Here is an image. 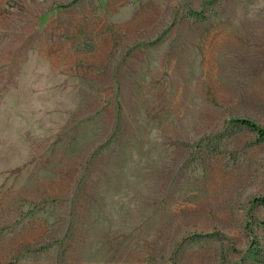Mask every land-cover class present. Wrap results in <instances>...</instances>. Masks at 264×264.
Segmentation results:
<instances>
[{
    "label": "rangeland",
    "instance_id": "374dc122",
    "mask_svg": "<svg viewBox=\"0 0 264 264\" xmlns=\"http://www.w3.org/2000/svg\"><path fill=\"white\" fill-rule=\"evenodd\" d=\"M264 0H0V264H264Z\"/></svg>",
    "mask_w": 264,
    "mask_h": 264
},
{
    "label": "trees",
    "instance_id": "16d2710c",
    "mask_svg": "<svg viewBox=\"0 0 264 264\" xmlns=\"http://www.w3.org/2000/svg\"><path fill=\"white\" fill-rule=\"evenodd\" d=\"M234 123L238 126H243L251 131H253L258 139H264V127L256 124L254 121H251L247 118H236ZM261 203H264V197L260 198Z\"/></svg>",
    "mask_w": 264,
    "mask_h": 264
}]
</instances>
